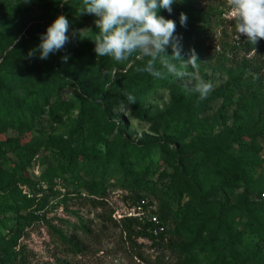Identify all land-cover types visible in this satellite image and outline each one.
Listing matches in <instances>:
<instances>
[{
  "label": "trees",
  "instance_id": "obj_1",
  "mask_svg": "<svg viewBox=\"0 0 264 264\" xmlns=\"http://www.w3.org/2000/svg\"><path fill=\"white\" fill-rule=\"evenodd\" d=\"M46 3L40 18L52 23L63 15L69 22L68 31L82 27L93 17L80 12L83 0ZM174 4L176 8L171 13L161 11L159 15L175 21L180 55L181 51L190 55L194 51L200 62L209 18L216 12L198 11L193 0ZM181 13L187 16L185 26L180 24ZM40 28L39 23L22 27L18 42L9 51L0 49V264H24L19 239L47 213L49 199L58 197L61 202L76 197L98 209V220L123 235L130 256L140 264H202L200 256L207 261L205 264H264V180L250 173L249 168L254 167L250 157L228 153L232 143L242 141L250 147L258 142L257 127L264 125V94L257 97L254 88L261 79L252 73L255 79L251 84H238L243 69L248 67L246 63L242 61L236 73L227 70L225 83L211 95L222 97L221 107L225 108L231 92L239 89L250 96V105L239 101L231 123L223 122L219 132L213 134L212 120L200 118L206 111V102L187 101L179 95L178 91L184 89L183 80L174 75L155 79L138 71L147 57L134 55L126 66L127 62L97 56L92 33L79 44L73 45L69 39L61 51L49 56L45 72H35V63L21 61L18 51L26 41L35 40L34 33ZM64 49L71 52L67 62L61 59ZM167 54H172L171 48ZM67 86L77 91L73 99L60 95ZM159 90L169 91L170 105L153 116L146 103ZM125 93L136 97L130 114L137 122L171 123L178 117L185 118L195 133L193 142L198 146L196 150L201 149V159L184 171L188 157L183 146L173 150L168 147V141L179 143L178 138L131 141L121 113V104H127ZM39 123L48 125L49 131L43 133L37 128ZM9 131L11 135H7ZM153 151L167 165L154 181L149 178ZM35 159L43 168L38 180L33 181L30 170ZM55 178L62 182L63 194L53 190ZM217 180H221L219 190L239 188L241 193L209 200L208 187ZM114 191L120 192L121 201L128 206L152 199L153 209L146 208L152 202L146 201L144 210L157 217L163 231L153 235L157 226L146 218H111L113 209L107 198ZM244 232L251 236L250 246L244 244ZM136 239L148 242L151 254L144 255ZM64 251L76 255L81 250L67 240ZM164 252H168L167 258Z\"/></svg>",
  "mask_w": 264,
  "mask_h": 264
},
{
  "label": "rangeland",
  "instance_id": "obj_2",
  "mask_svg": "<svg viewBox=\"0 0 264 264\" xmlns=\"http://www.w3.org/2000/svg\"><path fill=\"white\" fill-rule=\"evenodd\" d=\"M193 7L203 13L215 11L210 20L208 36L205 38L203 52L200 54V62L198 68L193 69L191 66H185L180 61L176 65L178 69L188 73H194L203 80L213 84V91L221 84H224L227 79L226 71L238 72L240 63L244 61L247 68H244V74L239 80L241 86L251 84L255 79L252 78L254 73L261 80L258 81L254 88L257 89V97L264 94V40L259 41L256 45L247 42L246 37L240 36L236 39V27L234 21L230 20V8L227 0H193ZM47 8L46 0H0V49L5 47L9 51L13 44L22 36V27L26 28L32 23H39L41 28L34 33L35 40L31 43L26 41L18 54L21 56V61L27 62L32 60L35 63L34 71L43 70L45 72L48 65L47 60H40L33 56L28 57V52L35 48L39 43V36L45 33L47 26L51 23L41 19V15ZM176 5H172V11ZM164 11L163 9L160 10ZM218 12V13H217ZM169 14V12H168ZM97 17L88 18L80 28L68 31L69 39L73 45L79 44L81 41L87 40L97 35L98 29L95 24ZM95 30V31H94ZM94 31V32H93ZM178 37L179 34H176ZM25 38V36H24ZM70 49H64L61 52L62 56L70 55ZM188 51H181V58L187 61L189 58ZM128 61V60H127ZM127 61H124L125 63ZM122 62V63H124ZM128 62L126 66H128ZM115 72L112 69L111 75ZM187 79V78H186ZM192 83H195L193 80ZM184 81L181 83L183 87ZM212 91V92H213ZM211 92V93H212ZM77 91L73 86H67L60 91V95L64 99H73ZM179 95L187 98V101H199L195 93H188L185 89L178 91ZM211 93L203 101L206 102V111L200 115V118L212 120V133L216 134L223 126L231 123L232 112L236 104L241 101L244 104L250 105V96L242 90L236 89L230 94V101L225 108L222 97L212 96ZM255 95V96H256ZM256 98V97H254ZM171 95L167 90H159L154 93L147 101L148 111L150 114L160 115L170 105ZM240 104V103H239ZM127 121V136L131 141L144 140L145 137L161 141L160 138H178L176 141H168L169 150L177 149L178 146H183V153L188 159L184 164V171L189 170V166L201 159L199 152L196 150L198 146L193 142L195 138L194 131L187 124L185 118H179L171 123H140L131 117L130 112H121ZM115 117L119 114H114ZM180 120V122H179ZM43 133L49 131L48 125L39 123L37 126ZM257 127L258 142L251 144L250 147L241 144L232 143L228 153L234 157L241 158L250 157V161L254 164L253 168H249L250 173L254 177L260 176L264 180V125L262 128ZM8 132L7 135H11ZM152 168L149 178L154 181L157 175L166 169L164 158L157 152L151 153ZM43 165L38 159H35L30 170L33 181L38 180V176ZM113 178L108 181L111 182ZM55 186L53 190L63 194L65 188L59 178L54 180ZM221 180L214 181L211 187H208L206 197L211 200H222L224 198H232L241 193V189L234 188L228 191L218 189V183ZM23 191H24V187ZM44 189L45 186L43 185ZM227 196V197H226ZM61 197L49 199L47 205V213L43 214L40 222L32 225L22 237L19 239V245L23 253L24 264H140L135 258L130 256V250L124 237L117 229L112 228L107 222L102 223L98 220V209H93L85 200L72 198L71 200L60 201ZM148 198V197H147ZM108 201L113 209L111 214L117 219V215H123L132 206H128L121 201L119 191H114L108 196ZM185 199V198H184ZM152 199H145V202ZM255 203L254 201H251ZM151 207L155 205L152 201ZM108 212H105L107 214ZM251 236L244 232V244L250 246ZM72 241L81 251L75 254H65L66 241ZM65 242V243H64ZM137 244H141V251L145 254H151L152 250L148 249L149 243L145 240L136 239ZM151 256V259L153 258ZM165 258L168 257V252H164ZM202 264L207 261L200 256Z\"/></svg>",
  "mask_w": 264,
  "mask_h": 264
},
{
  "label": "clouds",
  "instance_id": "obj_3",
  "mask_svg": "<svg viewBox=\"0 0 264 264\" xmlns=\"http://www.w3.org/2000/svg\"><path fill=\"white\" fill-rule=\"evenodd\" d=\"M176 2L178 0H83L84 7L80 12L97 17L98 34L93 42L97 56H107L116 63L127 61L134 55L140 59L147 57L146 64L138 71L155 79L174 75L184 81L186 92L197 94L198 100L202 101L214 86L194 73L177 68L175 62L180 61L196 69L198 58L194 51L187 61L181 58L175 21L159 15L161 9L171 13ZM227 4L231 10L229 19L235 23L237 40L244 36L252 45L264 40V0H227ZM179 20L181 26H185L187 16L181 13ZM68 27V20L58 15L45 33L40 34L38 45L28 52V57L47 60L50 55L61 51L69 43ZM169 48L171 55L167 54ZM61 59L67 62L68 56ZM125 95L127 104H121V111L130 112L136 97L130 93Z\"/></svg>",
  "mask_w": 264,
  "mask_h": 264
},
{
  "label": "built area",
  "instance_id": "obj_4",
  "mask_svg": "<svg viewBox=\"0 0 264 264\" xmlns=\"http://www.w3.org/2000/svg\"><path fill=\"white\" fill-rule=\"evenodd\" d=\"M23 190V188H22ZM146 206V202L144 200H140L135 205H133L129 210L123 213V215H117V219L121 218L123 216L126 217H136L139 220H142L143 218H146L148 221L156 225L157 227L152 230V234L156 235L158 232L163 231V227L158 225V219L154 214H146V211L144 210V207ZM153 209L152 207H146ZM114 218V215H112ZM116 219V218H114Z\"/></svg>",
  "mask_w": 264,
  "mask_h": 264
}]
</instances>
